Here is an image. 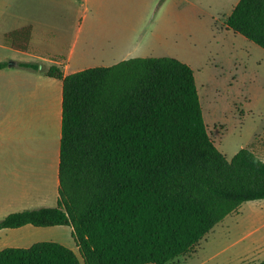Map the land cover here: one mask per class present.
Masks as SVG:
<instances>
[{
	"label": "trees",
	"instance_id": "trees-1",
	"mask_svg": "<svg viewBox=\"0 0 264 264\" xmlns=\"http://www.w3.org/2000/svg\"><path fill=\"white\" fill-rule=\"evenodd\" d=\"M224 23L264 50V0H238ZM31 32L26 25L6 37L24 52ZM43 74L62 83L57 203L8 214L0 230L68 226L83 264H168L241 204L264 200V161L249 149L228 161L217 149L187 64L132 58ZM0 264L81 263L42 241L0 250Z\"/></svg>",
	"mask_w": 264,
	"mask_h": 264
},
{
	"label": "rangeland",
	"instance_id": "rangeland-1",
	"mask_svg": "<svg viewBox=\"0 0 264 264\" xmlns=\"http://www.w3.org/2000/svg\"><path fill=\"white\" fill-rule=\"evenodd\" d=\"M117 1L123 9L117 23L123 29L131 28L123 33H132L130 37L121 34L123 54L131 44L137 47L127 59L170 57L190 66L204 122L217 149L229 161L241 149L255 146L260 150L259 159L264 160V143L259 140L264 135V50L231 30L228 33L220 30L212 20V16H220L228 8L231 12L238 0ZM98 2L95 0V7ZM95 7L86 11L80 0H0V46L8 43L2 36L4 31L28 23L52 28L67 46L79 26L83 36H97L104 15L94 11ZM163 26L162 40L157 36L162 34ZM91 50L86 61L74 62L69 70L109 67L121 62ZM9 56L21 57L0 47V59ZM45 148L42 140L32 148L17 142L0 143V165L26 164L38 169ZM263 210L264 200L241 204L188 254L168 264H247L263 260V254L251 256L248 251L243 252L264 238ZM60 227L62 232L52 239L72 248L83 264L72 229Z\"/></svg>",
	"mask_w": 264,
	"mask_h": 264
},
{
	"label": "crops",
	"instance_id": "crops-1",
	"mask_svg": "<svg viewBox=\"0 0 264 264\" xmlns=\"http://www.w3.org/2000/svg\"><path fill=\"white\" fill-rule=\"evenodd\" d=\"M80 5L84 10L90 11L95 7V0H80ZM194 9L202 10L200 7ZM96 10L104 15L102 29L97 36H83L82 27L79 26L68 46L61 43L60 36L52 28L34 23L16 26L2 33L8 43L0 47L16 52L21 57L9 56L0 59V62L7 64L5 68L0 69V143L17 142L32 148L38 146V142L42 140L46 148L42 165L38 169H32L26 164L0 165V220L11 213L54 207L57 203L62 83L56 78L45 76L43 70L55 65L61 66L64 75L80 71L81 69L69 70L70 65L86 61L90 49H96L101 56L115 59L114 61L126 60L137 51L136 45L131 44L123 54L121 34L131 28L123 29L117 23L123 13L121 3L117 0H99L94 11ZM230 13L228 8L220 16H212L214 26L218 25L220 30L228 33L230 30L225 27L224 21ZM26 25L32 27L28 48L24 52L15 51L6 34ZM161 31L162 34L159 33L157 38L163 40L164 26ZM166 33L168 36V30ZM125 36L130 37L132 33ZM19 63H34L39 69L21 67ZM259 140L263 144L264 135ZM249 150L258 157L260 150L257 147ZM262 213L264 214V210ZM260 214L261 212L254 218ZM60 228L32 225L3 228L0 230V250L8 247L27 248L42 241L58 242L52 238L59 236L62 232ZM58 243L72 249L63 242ZM243 250L244 253H251V256L264 255V238L259 239L255 246Z\"/></svg>",
	"mask_w": 264,
	"mask_h": 264
}]
</instances>
